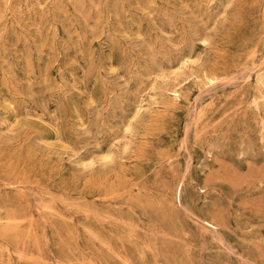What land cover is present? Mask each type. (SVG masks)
<instances>
[{"label":"rangeland","instance_id":"1","mask_svg":"<svg viewBox=\"0 0 264 264\" xmlns=\"http://www.w3.org/2000/svg\"><path fill=\"white\" fill-rule=\"evenodd\" d=\"M263 82L264 0H0V264H264Z\"/></svg>","mask_w":264,"mask_h":264},{"label":"bare ground","instance_id":"2","mask_svg":"<svg viewBox=\"0 0 264 264\" xmlns=\"http://www.w3.org/2000/svg\"><path fill=\"white\" fill-rule=\"evenodd\" d=\"M259 69V68H258ZM212 81V80H211ZM213 84V83H212ZM264 85V82H263ZM213 86V85H212ZM177 97L180 96V94L176 95ZM182 192H183V185L179 184L178 186H176L174 192H172V194H174V199L178 200L179 202H181V198H182ZM211 227V226H210ZM215 228V227H214Z\"/></svg>","mask_w":264,"mask_h":264}]
</instances>
